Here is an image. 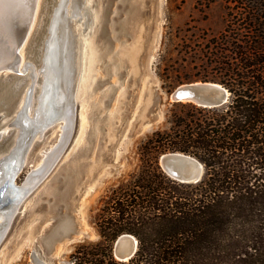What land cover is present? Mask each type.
I'll use <instances>...</instances> for the list:
<instances>
[{
	"label": "rangeland",
	"instance_id": "1",
	"mask_svg": "<svg viewBox=\"0 0 264 264\" xmlns=\"http://www.w3.org/2000/svg\"><path fill=\"white\" fill-rule=\"evenodd\" d=\"M57 2L41 0L24 55ZM89 9L72 132L9 223L0 264H264V0H89ZM25 60L40 65V55ZM196 81L221 84L230 101L209 113L225 124L207 133V149L219 153L203 157L214 181L205 186L198 159L200 180L179 182L160 166L171 151L151 143L157 132L186 131L178 118L206 121L187 104L198 106L169 99ZM243 100L259 108L248 123ZM2 121L0 132L11 122ZM235 123L246 126L231 136ZM61 125L34 139L17 185L57 145ZM9 130L2 155L13 145ZM62 232L73 241L60 246ZM122 235L136 240L124 261L115 256Z\"/></svg>",
	"mask_w": 264,
	"mask_h": 264
},
{
	"label": "bare ground",
	"instance_id": "2",
	"mask_svg": "<svg viewBox=\"0 0 264 264\" xmlns=\"http://www.w3.org/2000/svg\"><path fill=\"white\" fill-rule=\"evenodd\" d=\"M40 4L41 0H14V19L16 28H20L17 30V34L21 35L24 32L22 41L15 49V53L18 56L17 70L26 77V88H31L32 96L27 111L29 120L27 125L29 130L27 132H23L22 128H20L19 116L11 120L4 119L3 124L7 123V121L11 122L7 124V128L0 132V136L7 134L10 127H14L16 131L12 142L13 145L5 154H0V169L4 165L2 164L3 162L10 160L18 162L21 158H23L24 166L26 165L29 147L34 139L40 138L42 132L49 127L46 121L45 105L46 102L48 104L51 96H53V101L59 110L58 116L60 119L57 123L60 122L62 124L60 126L61 135L57 145L49 153H46V157L41 161L38 169L31 171L22 183L21 187H28V189L22 197L23 199H20V202H23L33 190V187L38 182L37 180L44 176L43 174L46 172L43 170L45 168L46 171L49 170L56 163L65 142L67 143V139L72 132L74 122L70 109V99L75 98L76 80L79 74V67L82 64V36L85 34V28L87 29L92 22L89 0H58L50 14L44 42L39 48L40 65L37 67L33 61L25 60L23 50L27 39L37 24ZM15 38V35H13L12 39H8L7 42L13 46ZM59 49L61 54H58ZM13 61L14 56L11 53L2 55L0 57V71H5L4 74H6L10 70L9 68ZM58 72L59 76L57 75ZM65 72L68 74L67 77L64 76ZM21 103L22 98L20 99ZM6 173L5 171L0 177V184L3 183ZM15 194L13 195L8 191L6 197L2 200L9 199V203L0 207V238L4 237L7 229L3 227L4 221L9 219L11 222L21 204L15 201ZM62 230V228L57 229L51 235L50 239H53V241L48 242L49 248L53 247V242L56 241L54 239H59V232ZM83 234H85V230L79 229L78 237ZM72 241L67 238L66 240L58 241V243L61 246V243H70ZM135 248V239L121 237L116 242L115 256L120 260H126L133 255ZM38 263L46 264V261L38 260Z\"/></svg>",
	"mask_w": 264,
	"mask_h": 264
},
{
	"label": "water",
	"instance_id": "3",
	"mask_svg": "<svg viewBox=\"0 0 264 264\" xmlns=\"http://www.w3.org/2000/svg\"><path fill=\"white\" fill-rule=\"evenodd\" d=\"M44 7H45L44 8L45 9L44 17H45L51 7L50 2L49 1L46 2ZM13 9H14V0L12 1L5 0V3L0 5V57L8 53H11L14 56V61L11 67L9 68L10 70L6 72V74H4L5 71H0V121L4 119L11 120L13 118H17L16 116H19L18 118H19L20 128H22L23 132H27L29 130V127L27 126L29 123L27 111L31 102L32 90L30 87L28 89L26 88L27 85L26 77L17 70L18 56L17 53H15V49L22 41L24 32H22L21 35L17 34L18 33L17 30L20 28H16L17 26L14 19ZM48 20H49V16L47 18V24H48ZM101 29L102 31H104L105 25L104 26L102 25ZM102 33L104 34L105 32ZM42 34L43 31L41 28L40 30H38L34 45L31 47V49L25 52V56H27V53H30L31 56L37 54V58L39 59V54H40L39 48L40 46H42L45 36L44 33V36L39 42V39L41 38ZM13 35H15L16 38L13 43L14 45L12 46V44L8 43L7 41L8 39H12ZM37 46L39 47L37 48ZM58 54H61L60 49ZM59 72L57 74L58 76L60 75ZM67 72H65L64 75L66 77L68 75ZM52 97L53 96L50 97L48 104L46 102L45 105L46 121L47 124H49V128L54 126V124L60 119L58 116L59 110L57 108V105L54 103ZM21 98H22V103L20 104ZM169 99L172 102H176V103H180V102L191 103L202 108H212V107L221 106L227 102L228 91L221 84L216 82L196 81V82L186 83L177 86L169 95ZM70 109L74 121V116L76 114L75 98L70 99ZM11 131L12 130H9L8 133H10ZM4 135L2 137L0 136V138H3ZM159 162L162 170L169 177L179 182H184V183L197 182L200 180L202 176V171H203L202 164L194 157L181 152L165 153L160 156ZM2 164L4 165L1 166L0 177H2L5 171L7 173L5 179L3 180V183L0 184V207L9 203L8 202L9 199L2 201L6 197L8 191H10V193H12L13 195L15 193H19V194H15L16 195L15 201L18 204L20 203L22 204L23 202L20 201L23 199L22 197L27 192L28 187H21L22 183L20 185H17L15 180L18 174L24 168L23 158H21V160H19L18 162L10 160L7 162H3ZM53 166L50 167V169L47 171L45 170L46 168L43 170L46 173L43 174L44 176L42 178L37 180L38 182L35 184L34 187H36L40 183V181H42V179L49 173V171L53 168ZM9 223L10 220L6 219V221H4L3 223V227L7 228ZM69 227L72 226L69 225ZM66 237L70 238L68 234L62 232L60 238L63 239ZM76 237L78 238V232L76 233ZM121 237L128 239L132 238L128 235H122ZM1 239L2 238H0V241Z\"/></svg>",
	"mask_w": 264,
	"mask_h": 264
},
{
	"label": "trees",
	"instance_id": "4",
	"mask_svg": "<svg viewBox=\"0 0 264 264\" xmlns=\"http://www.w3.org/2000/svg\"><path fill=\"white\" fill-rule=\"evenodd\" d=\"M232 101L234 102V100ZM229 104H230V101L224 103L223 105L219 107H212V108H202V107L199 108V107H195L193 105L187 104L190 108L194 109L197 112H204L208 114L206 121L202 122L199 120L198 121L190 120L187 122L186 120H183V119L180 120L178 118L176 121H174V124L176 126H181L182 124L185 125V128L187 129L186 131H183V130L174 131L173 135H170L167 132L166 133L157 132L155 133V136H157L159 139L156 138L155 141H152L153 138H150L149 141H152L151 143H155L157 146L160 144V146H162V149L160 150V152L165 151V150H168L171 152L178 151V152L186 153L198 159L205 167L203 178L202 180L199 181L200 185L205 186V185L213 184L214 181H212L211 174L208 173L209 170L206 167V163H205L206 161H203L204 160L203 157L205 158V160H208V161L215 160L216 155L219 152L214 149L210 152L205 145V142H206L205 140L207 138L208 132L215 133L216 131H219L221 126L224 125L225 123L222 124L219 118L214 117L212 115L210 116L209 113L213 112L214 110L227 111L230 108ZM250 104H252L250 100L249 101L243 100L242 104L240 105V112L244 115L245 121H247V123L250 120L254 119L256 114L259 113V108L255 105L254 107H251ZM235 124H236L235 126H231L232 131L229 133L231 136H238L240 133L239 129L246 126L244 125V123L243 124L235 123ZM224 174H225V177H227L226 173Z\"/></svg>",
	"mask_w": 264,
	"mask_h": 264
},
{
	"label": "snow or ice",
	"instance_id": "5",
	"mask_svg": "<svg viewBox=\"0 0 264 264\" xmlns=\"http://www.w3.org/2000/svg\"><path fill=\"white\" fill-rule=\"evenodd\" d=\"M5 0H0V5L4 4Z\"/></svg>",
	"mask_w": 264,
	"mask_h": 264
}]
</instances>
